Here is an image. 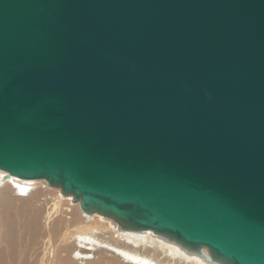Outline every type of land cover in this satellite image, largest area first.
I'll return each instance as SVG.
<instances>
[{
	"label": "water",
	"instance_id": "1",
	"mask_svg": "<svg viewBox=\"0 0 264 264\" xmlns=\"http://www.w3.org/2000/svg\"><path fill=\"white\" fill-rule=\"evenodd\" d=\"M0 170L264 264V0H0Z\"/></svg>",
	"mask_w": 264,
	"mask_h": 264
},
{
	"label": "bare ground",
	"instance_id": "2",
	"mask_svg": "<svg viewBox=\"0 0 264 264\" xmlns=\"http://www.w3.org/2000/svg\"><path fill=\"white\" fill-rule=\"evenodd\" d=\"M1 178L10 179L15 184L16 190L21 193L28 192L32 183L43 181L40 179H19L0 170ZM58 190L60 191V189ZM64 207L63 217H58V221H54L64 224V228L60 229L59 225L54 223L50 226L49 231L47 230L50 238L54 236L56 244L52 251L44 253L40 264H217L208 260L207 250H205V254H197L150 231L124 230L113 220L109 227L98 224V220L93 217L95 214H85L79 203L73 202L72 197L71 200H67ZM96 216L102 218V216ZM46 218L47 221L50 220L49 214ZM103 219L105 218L103 217ZM0 222L4 227L3 235V230L0 227V246L1 242H4L9 253L15 249V235L12 227L7 225L10 224L7 220L1 218ZM39 231L34 225L32 234L35 236ZM30 239L35 240L34 238ZM69 239L72 240L73 245L68 244ZM48 240L50 239L48 238ZM73 255L76 258H73ZM13 256L14 254L11 255V259Z\"/></svg>",
	"mask_w": 264,
	"mask_h": 264
},
{
	"label": "rangeland",
	"instance_id": "3",
	"mask_svg": "<svg viewBox=\"0 0 264 264\" xmlns=\"http://www.w3.org/2000/svg\"><path fill=\"white\" fill-rule=\"evenodd\" d=\"M30 186L28 192L21 193L16 190L15 184L10 179H0V219H5L10 223L7 225L12 227L15 235V249L13 251L8 253L6 245L1 242L0 263L2 264L18 262L21 264H40V259L44 253L52 251L55 247L54 236L50 238L47 230L49 231L52 224H58L54 221L58 217H63L64 206L68 199L71 200V197L63 196L58 189L48 187L43 181L34 182ZM47 214L50 216L48 221ZM93 217L98 220V224L107 227L113 222L96 215ZM34 225L40 230L35 236L32 234ZM58 225L60 229L64 228V224L59 223ZM0 227L3 230V235L4 227L1 222ZM30 238L35 240L32 241ZM68 244L73 245L71 239H69ZM12 254H14L13 259H11ZM73 258H76L75 255Z\"/></svg>",
	"mask_w": 264,
	"mask_h": 264
}]
</instances>
